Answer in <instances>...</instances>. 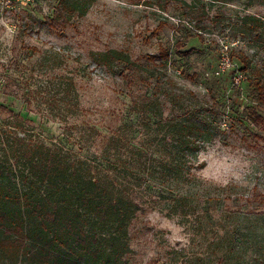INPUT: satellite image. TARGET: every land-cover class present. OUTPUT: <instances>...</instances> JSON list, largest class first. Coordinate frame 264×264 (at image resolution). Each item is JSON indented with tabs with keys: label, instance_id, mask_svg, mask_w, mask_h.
<instances>
[{
	"label": "rangeland",
	"instance_id": "374dc122",
	"mask_svg": "<svg viewBox=\"0 0 264 264\" xmlns=\"http://www.w3.org/2000/svg\"><path fill=\"white\" fill-rule=\"evenodd\" d=\"M245 15L261 21L260 36ZM108 49L133 63L129 82L123 64L92 60ZM223 58L230 65L216 74ZM261 85L264 0H94L82 15L59 0H0V157L14 161L20 143L42 142L94 172L101 155H169L163 142L189 117L205 119L199 150H185L188 182L129 187L142 209L128 225V264H264ZM224 157L244 182L204 177ZM169 183L188 205L171 207ZM0 264L28 261L0 254Z\"/></svg>",
	"mask_w": 264,
	"mask_h": 264
},
{
	"label": "trees",
	"instance_id": "16d2710c",
	"mask_svg": "<svg viewBox=\"0 0 264 264\" xmlns=\"http://www.w3.org/2000/svg\"><path fill=\"white\" fill-rule=\"evenodd\" d=\"M93 1L59 0L69 15H82ZM243 21L254 22L250 28L261 35L258 18L245 15ZM91 57L109 69L116 61L123 64L128 71L121 75L130 81L133 63L123 52L95 51ZM161 58L166 61L168 52ZM193 118L180 127L181 134L163 142L169 155H101L94 172L91 161L62 158L63 152L42 142L20 143L14 161L8 155L0 157V254L14 255L28 264H128V225L142 209L141 199L132 198L129 187L156 180L185 183L192 178L185 150L192 143L191 148L198 151L200 138L208 131L205 119ZM115 142L109 140V150ZM130 146L126 150L132 153L144 150ZM118 175L126 178L123 184ZM170 184L165 193L173 200L171 207L175 209L179 202L188 205L189 198L175 195ZM149 193L159 198L164 191L156 187Z\"/></svg>",
	"mask_w": 264,
	"mask_h": 264
},
{
	"label": "clouds",
	"instance_id": "9594fccd",
	"mask_svg": "<svg viewBox=\"0 0 264 264\" xmlns=\"http://www.w3.org/2000/svg\"><path fill=\"white\" fill-rule=\"evenodd\" d=\"M217 172H219L224 177V179H234L236 181L244 182L243 175H241L239 172L233 171V166L229 157H224L219 167L204 177L213 182H219L217 179Z\"/></svg>",
	"mask_w": 264,
	"mask_h": 264
},
{
	"label": "built area",
	"instance_id": "2783aa9c",
	"mask_svg": "<svg viewBox=\"0 0 264 264\" xmlns=\"http://www.w3.org/2000/svg\"><path fill=\"white\" fill-rule=\"evenodd\" d=\"M229 65L230 63L228 59L223 58L218 66V69L215 71V73L220 74L221 72H224ZM231 65L234 66L235 64L232 63ZM231 78H232L231 79L232 86L236 88H240V82L243 80L242 71L236 70L234 75Z\"/></svg>",
	"mask_w": 264,
	"mask_h": 264
}]
</instances>
